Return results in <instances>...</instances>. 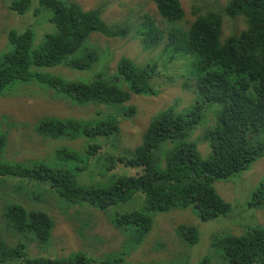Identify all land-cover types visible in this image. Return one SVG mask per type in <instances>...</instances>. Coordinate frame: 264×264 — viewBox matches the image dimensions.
I'll return each mask as SVG.
<instances>
[{"label": "trees", "instance_id": "obj_1", "mask_svg": "<svg viewBox=\"0 0 264 264\" xmlns=\"http://www.w3.org/2000/svg\"><path fill=\"white\" fill-rule=\"evenodd\" d=\"M151 1L161 19L145 12L124 19L125 24H108L101 7L86 10L70 0H11V10L21 14L33 9L37 16L47 9L53 29L36 41L33 26L10 28L0 52V95L17 84L37 82L76 103L110 111L96 110L89 119L42 118L37 134L70 142L84 139L81 147L55 148L51 161L0 156V180L22 179V184L56 193L66 206L110 210L111 223L128 231L131 243L99 258L83 250L53 253L48 247L54 218L12 198L2 211L1 224L8 230L0 226V264H132L127 256L144 242L156 212L190 207L202 221L227 215L232 205L216 191L215 181L230 179L264 156V0H228L222 10L197 14L188 29L179 25L184 16L180 0ZM224 15L244 17L246 27L224 36ZM132 33L147 49L165 43L169 56L164 62L184 59L195 92L186 108L172 106L151 117L134 149L121 144L120 117L136 111L126 106L133 95L158 93L152 83L158 62L139 64L122 56L113 68H96L101 51L89 43L94 34L127 38ZM55 67L96 69L90 81H81L52 72ZM5 133L0 132V155L8 141ZM202 141L210 147L206 157L198 148ZM93 166L98 180L83 182L81 175ZM252 191L249 206L264 207V177ZM127 203L129 209L122 207ZM178 234L189 245L200 239L198 227L191 224L180 225ZM32 241L46 247V254L30 252ZM212 244L222 249L227 264H264V226L216 236ZM198 264L213 263L205 257Z\"/></svg>", "mask_w": 264, "mask_h": 264}, {"label": "rangeland", "instance_id": "obj_2", "mask_svg": "<svg viewBox=\"0 0 264 264\" xmlns=\"http://www.w3.org/2000/svg\"><path fill=\"white\" fill-rule=\"evenodd\" d=\"M79 3L84 9H103V18L108 24L123 23L126 18H136L137 14L150 12L158 19L155 4L151 0H70ZM184 9L183 20L179 23L188 29L197 14L220 7L222 10L228 0H180ZM11 0H0V52L7 43V33L10 28L23 31L33 26L36 41L41 39L44 31L53 29L47 21L48 11L35 16L33 9L26 13H17L10 8ZM223 35L228 36L246 27V19L242 16L230 17L224 15ZM90 44H95L101 51V65L96 68H113L115 62L122 56H129L137 63L148 61L158 62V73L152 83L158 87L155 95H133L126 106L133 105L136 111L128 117H120V135L123 147L134 149L142 140V134L148 120L166 108L175 106L178 110L186 108L195 100L193 79L186 78L187 65L184 59L164 62L169 56L165 43L147 49L143 46L137 34L127 38H109L94 34L89 38ZM50 68L56 74H64L81 81H90L94 77L92 70ZM189 81L190 86H184ZM110 111L104 106L97 109L89 104H79L53 89L40 83L17 84L0 95V132L7 135L8 141L2 158L12 161H28L44 159L51 161L54 149L64 145L79 148V140L70 142L62 138H49L36 133L35 126L45 117L89 119L95 116L96 110ZM201 130L196 131L200 135ZM204 157L209 152L208 142H197ZM111 145V144H110ZM79 146V147H78ZM111 147H113L111 145ZM114 148V147H113ZM113 148H110L113 150ZM118 172H129L117 168ZM264 177V156L256 160L252 166L228 180H217L214 183L216 191L232 208L227 215L209 221H202L193 208H176L169 212H156L151 230L144 242L131 249L127 259L132 264H198L207 257L213 264H227L223 258L222 249L218 244H212L216 236L222 234H244L250 227L264 226V207H251L252 189ZM81 180L91 183L98 180L97 168L94 166L81 175ZM22 179L0 180V226L5 231L8 226L3 222L2 211L10 199L14 198L28 207L43 208L55 220L53 237L50 242L51 252L59 255H69L83 250L94 257L105 253L121 252L130 246L129 232L119 229L111 222L112 211L99 210L88 206L82 208L66 206L63 199L56 193L47 192L39 186L22 184ZM23 187H20V186ZM252 191V192H251ZM130 206V204L122 207ZM191 224L199 229V242L189 245L179 236L180 225ZM132 229L133 227H127ZM13 240H9L13 242ZM48 246V245H47ZM46 247L39 246L35 241L30 244V252L44 253ZM46 254V253H44Z\"/></svg>", "mask_w": 264, "mask_h": 264}]
</instances>
